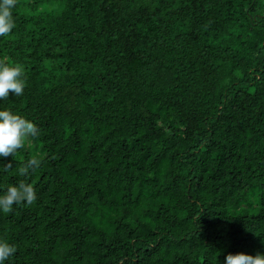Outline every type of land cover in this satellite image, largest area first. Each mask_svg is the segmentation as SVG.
<instances>
[{
  "label": "trees",
  "instance_id": "1",
  "mask_svg": "<svg viewBox=\"0 0 264 264\" xmlns=\"http://www.w3.org/2000/svg\"><path fill=\"white\" fill-rule=\"evenodd\" d=\"M24 5L26 8H21ZM0 100L39 134L0 157L4 264H226L264 253V0H17ZM12 168L5 170V165Z\"/></svg>",
  "mask_w": 264,
  "mask_h": 264
},
{
  "label": "clouds",
  "instance_id": "2",
  "mask_svg": "<svg viewBox=\"0 0 264 264\" xmlns=\"http://www.w3.org/2000/svg\"><path fill=\"white\" fill-rule=\"evenodd\" d=\"M17 0H0V36H7L15 26L12 9ZM24 69L19 63L0 59V100L7 99L9 94L21 96L25 88ZM39 134L37 125L9 109L0 110V157L15 156L25 146L30 137ZM42 159L33 155L26 163H21L17 175L22 177L18 183L10 185L0 195V210L4 213L12 211L13 205H31L37 200L35 187L29 182L32 172L41 166ZM12 168V163L5 165V170ZM16 246L7 239L0 238V264L16 253ZM226 264H264V253L256 255L244 252L228 253Z\"/></svg>",
  "mask_w": 264,
  "mask_h": 264
},
{
  "label": "rangeland",
  "instance_id": "3",
  "mask_svg": "<svg viewBox=\"0 0 264 264\" xmlns=\"http://www.w3.org/2000/svg\"><path fill=\"white\" fill-rule=\"evenodd\" d=\"M21 8H26L24 5H21Z\"/></svg>",
  "mask_w": 264,
  "mask_h": 264
}]
</instances>
